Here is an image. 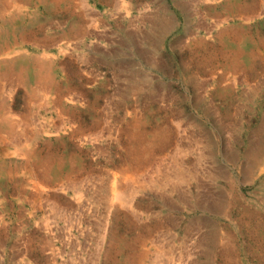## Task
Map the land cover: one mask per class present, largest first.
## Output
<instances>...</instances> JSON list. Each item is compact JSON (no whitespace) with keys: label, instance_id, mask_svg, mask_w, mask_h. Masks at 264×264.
Instances as JSON below:
<instances>
[{"label":"rangeland","instance_id":"374dc122","mask_svg":"<svg viewBox=\"0 0 264 264\" xmlns=\"http://www.w3.org/2000/svg\"><path fill=\"white\" fill-rule=\"evenodd\" d=\"M0 14V264H264V0Z\"/></svg>","mask_w":264,"mask_h":264},{"label":"bare ground","instance_id":"6f19581e","mask_svg":"<svg viewBox=\"0 0 264 264\" xmlns=\"http://www.w3.org/2000/svg\"><path fill=\"white\" fill-rule=\"evenodd\" d=\"M84 3H85V2H84ZM80 6H81V5H80ZM13 10H14V9H13ZM14 12H15V11H14ZM12 13H13V12H12ZM16 13H17V12H16ZM2 14H3V13H2ZM0 15H1V14H0ZM12 15H13V14H12ZM84 18H85V17H84ZM131 24H132V23H131ZM108 43H109V42H108ZM7 51H8V50H7ZM2 52H3V51H2ZM63 52H64V51H63ZM22 55H23V54H22ZM5 56H6V55H5ZM10 56H11V55H10ZM4 58H6V57H4ZM8 60H9V59H8ZM11 60H12V59H11ZM18 62H19V61H18ZM2 63L4 64V61H3ZM2 63H1V64H2ZM3 64H2V66H4ZM8 64H9V63H8ZM11 64H12V63H11ZM11 70H12V69H11ZM11 70H10V71H11ZM1 72H2V71H1ZM17 72H18V71H17ZM46 72H47V71H46ZM25 75H26V74H25ZM35 75H36V74H35ZM20 77H21V76H20ZM24 79H25V78H24ZM3 80H4V79H3ZM5 80H6V79H5ZM14 80H15V79H14ZM22 80H23V79H22ZM10 81H11V80H10ZM112 81H113V80H112ZM22 82H23V81H22ZM6 83H7V82H6ZM9 83H10V82H9ZM1 86H2V85H1ZM45 88H47V87H45ZM8 93H9V92H8ZM1 94H2V93H1ZM3 94H4V93H3ZM4 96H5V95H4ZM8 96H10V95H8ZM66 97H67V96H66ZM9 98H10V97H9ZM66 100H67V99H66ZM4 101H5V100H4ZM66 102H67V101H66ZM9 103H10V102H9ZM67 103H68V102H67ZM69 103H71V102H69ZM72 103H73V102H72ZM72 103H71V104H72ZM2 104H3V103H2ZM5 105H6V104H5ZM8 105L11 107L10 104H8ZM74 105H75V104H74ZM10 107H9V108H10ZM11 108H12V107H11ZM11 108H10V109H11ZM2 109H3V108H2ZM10 109H8V110H10ZM3 110H4V109H3ZM6 110H7V109H6ZM10 112H11V110H10ZM1 113H2V112H1ZM5 113H6V112H5ZM11 114H12V112H11ZM1 115H2V114H1ZM6 116H7V115H6ZM7 117H8V116H7ZM12 118H14V117H13V114H12ZM34 118H35V117H34ZM17 119H18V118H17ZM1 121H2V120H1ZM1 121H0V122H1ZM9 121H10V120H9ZM19 122H20V121H19ZM19 122L14 120V121H12L11 124H9V125H7V126H10L11 129L14 130L16 127H18V123H19ZM9 123H10V122H9ZM83 123H84V122H83ZM2 124H3V122H2ZM4 124H5V123H4ZM4 124H3V126H4ZM20 124H21V123H20ZM20 124H19V125H20ZM93 125H94V124H93ZM104 125H105V124H104ZM1 126H2V125H1ZM20 126H21V125H20ZM22 126H23V125H22ZM6 128H7V127H6ZM84 128H85V127H84ZM8 129H9V127H8ZM70 129H71V128H70ZM89 129H90V128H89ZM9 130H10V129H9ZM17 131H18V130H17ZM8 132H9V131H8ZM13 132H14V131H13ZM97 132H98V131H97ZM2 133H3V132H2ZM9 133H11V132H9ZM17 133H18V132H17ZM87 133H88V132H87ZM11 134H12V133H11ZM85 134H86V133H85ZM12 136H13V134H12ZM83 136L85 137V135H83ZM9 137H10V136H9ZM86 137H88V136H86ZM90 137H91V136H90ZM3 138H4V137H3ZM19 138H20V137H19ZM77 138H78V135H77ZM133 138H134V137H133ZM77 140H78V139H77ZM82 141H83V140H82ZM87 141H88V140H87ZM91 141H92V140H91ZM131 141H132V139H131ZM4 142H5V141H4ZM89 142H90V141H89ZM133 142H135V141H133ZM5 145H6V144H5ZM7 145H8V144H7ZM12 145H13V144H12ZM79 145H80V144H79ZM175 147H176V146H175ZM23 148H24V147H21V148H19V147L14 148V151H15L16 153H18V154L21 153V155H22ZM181 149H182V148H181ZM26 151H27V150H26ZM50 151H51V150H50ZM12 153H13V152H12ZM12 153H11V154H12ZM32 153H33V152H32ZM21 155H20V156H21ZM23 155H24V154H23ZM11 156H12V155H11ZM16 156H17V155H16ZM21 157H22V156H21ZM25 161H26V160H25ZM29 162H30V161H29ZM55 162H56V161H55ZM29 164H30V163H29ZM75 165H76V164H75ZM21 166H23V165H21ZM55 166H56V165H55ZM59 166H60V165H59ZM24 167L26 168L27 166L25 165ZM31 167H32V166H31ZM77 167H78V166H77ZM51 168H52V167H51ZM61 168H62V167H61ZM67 169H68V168H67ZM194 169H195V168H194ZM55 170H56V169H55ZM57 170H58V169H57ZM60 170H61V169H60ZM81 170H82V169H81ZM84 170H85V169H84ZM27 171H28V170H27ZM31 171H32V170H31ZM64 171H65V170H64ZM68 171H69V170H68ZM85 171H86V170H85ZM192 171H193V170H192ZM1 172H2V171H1ZM35 172H36V171H35ZM35 172H34V173H35ZM53 172H54V171H53ZM147 172H149V171H147ZM30 173H31V172H30ZM51 173H52V172H51ZM51 173H50V174H51ZM55 173H56V172H55ZM99 173H100V172H99ZM36 174H37V173H36ZM93 174H94V173H93ZM37 175H38V174H37ZM47 175H48V174H47ZM54 175H55V174H54ZM63 175H65V174H63ZM82 175H83V174H82ZM84 175H85V174H84ZM88 175H89V174H88ZM44 176H45V175H44ZM71 176H73V175L71 174ZM35 177H36V176H35ZM40 177H41V176H40ZM53 177H54V179H55V176H53ZM66 177H67V176H66ZM139 177H140V176H139ZM51 178H52V177H51ZM77 178H78V177H77ZM84 178H86V177H84ZM47 179H48V177H47ZM47 179H46V180H47ZM72 179H73V178H72ZM92 179H93V178H92ZM104 179H105V178H104ZM76 180H77V179H76ZM80 180H81V179H80ZM82 180H83V179H82ZM87 180H88V178H87ZM37 181H38V180H37ZM83 181H84V180H83ZM83 181H82V182H83ZM149 181H150V180H149ZM52 182H53V180H52ZM70 182H71V181H70ZM73 182H74V181H73ZM90 182H92V181H90ZM100 182H101V181H100ZM100 182H97V184L100 183ZM53 183H54V182H53ZM71 183H72V182H71ZM74 183H75V182H74ZM79 183L81 184V186H84V185H82L81 181H80ZM30 184H31V183H30ZM48 184H50V183H48ZM48 184H47V185H48ZM93 184H94V183H93ZM35 185H37V184H35ZM40 185H42V184H40ZM45 185H46V184H45ZM45 185H44V186H45ZM66 185H67V183H66ZM68 185H69V184H68ZM95 185H96V184H95ZM73 186H75V185H72V187H71V186H70V187L73 188ZM77 186H78V185H77ZM77 186H76V187H77ZM79 186H80V185H79ZM123 186H124V185H123ZM123 186H122V187H123ZM35 187H37V188L40 189V190L42 189L41 186H39V184H38L37 186H35ZM54 187H55V186H54ZM88 187H89V184H88ZM90 187H91V186H90ZM58 188H59V187H58ZM120 188H121V187H120ZM49 189H50V188H49ZM51 189H52V188H51ZM56 189H57V188H56ZM73 189H75V188H73ZM77 189H78V188H77ZM82 189H84V187H82ZM89 189H90V188H89ZM93 189H94V188H93ZM64 190H65V189H64ZM125 190L127 191V190H129V189L127 188V189H125ZM125 190L123 189V191L120 192L121 195H120V198H119V199H120V202H121L123 205H127V206H129L128 203L131 204V198H130L131 196H130V197L127 196V198L125 199V196H126V194H125V193H126ZM41 191H43V190H41ZM41 191H40V192H41ZM45 191H46V190H45ZM55 191H56V190H55ZM73 191H74V190H73ZM73 191H72V192H73ZM75 191H76V189H75ZM85 191H86V190H85ZM85 191H84V192H85ZM95 191H96V190H95ZM127 192H128V191H127ZM45 193H46V192H45ZM76 193H77V192H76ZM76 193H75V194H76ZM78 193H79V192H78ZM85 193H86V192H85ZM46 194H47V193H46ZM124 194H125V195H124ZM76 195H77V194H76ZM101 195H102V194H101ZM38 196H39V195H38ZM78 196H79V195H78ZM97 196H98V195H97ZM79 197H80V196H79ZM79 197H78V198H79ZM68 198H69V197H68ZM71 198H73V197H71ZM71 198H70V199H71ZM80 198H81V197H80ZM80 198H79V199H80ZM66 199H67V198H66ZM76 199H77V198H76ZM115 199H116V198H115ZM54 201H55V200H54ZM78 201H79V200H78ZM76 202H77V201H76ZM57 203H58V202H57ZM63 203H64V202H63ZM63 203H61L60 205H62ZM111 204H112V203H111ZM64 206H65V205H64ZM56 207H57V206H56ZM56 207H55V209H56ZM58 207H59V205H58ZM77 207H78V206H77ZM111 207H112V206H111ZM48 208H49V207H48ZM59 208H60V207H59ZM62 208L64 209V207H62ZM80 208H81V206H80ZM113 208H114V206H113ZM113 208H112V211H113ZM57 209H58V208H57ZM130 209H131V208H130ZM60 210H62V209L60 208ZM77 210L79 211V209H77ZM115 210H116V209H115ZM80 211H81V210H80ZM59 212H60V211H59ZM114 212H115V211H114ZM116 212H118V211H116ZM70 213H71V212H70ZM112 213H113V212H112ZM129 213H130V212H129ZM110 215H111V214H110ZM112 216H113V215H112ZM135 216H136V215H135ZM80 217H81V216H80ZM57 218H58V217H57ZM110 218H111V217H110ZM137 219H138V218H137ZM82 220H84V219L82 218ZM79 221H80V220H79ZM116 221H117V220H116ZM76 222H77V221H74V223H76ZM111 222H112V221H111ZM82 223H84V222H82ZM68 224H69V223H68ZM78 225H79V224H78ZM84 225H85V224H84ZM109 225H110V224H109ZM113 225H115V224H113ZM76 226H77V225H76ZM79 226H80V225H79ZM105 226H107V225H105ZM38 228H39V227H38ZM115 228H116V226H115ZM107 229H109V228H107ZM111 229H113V228H111ZM105 230H106V229H105ZM119 230H120V229H119ZM49 231H50V230H49ZM107 232H109V231H107ZM51 233H52V232H51ZM117 233H118V232H117ZM51 235H52V234H51ZM82 236H83V235H82ZM61 237H62V236H61ZM101 237H102L101 239L104 240L105 236H101ZM117 237H118V236H117ZM64 239H65V238H64ZM110 239H111V237H110ZM112 239H113V237H112ZM114 239H116V238H114ZM24 241H25V240H24ZM108 241H109V240H108ZM120 242H121V241H120ZM113 243H114V242H113ZM115 243H116V242H115ZM134 243H136V242H134ZM73 244H74V243H73ZM110 244H111V243H110ZM98 246L100 247V245H98ZM102 246H103V245H101V248H102ZM113 248H114V247H113ZM115 249H116V248H115ZM115 249H114V251H115ZM141 251H142V250H141ZM99 252H100V250H99ZM74 255H75V254H74ZM184 255H185V254H184ZM159 256H160V258H162L161 255H159ZM176 256H177V255H176ZM111 257H112V256H111ZM177 257H178V256H177ZM180 257H181V256H180ZM112 258H113V257H112ZM158 258H159V257H158ZM181 258H182V257H181ZM181 258H179V259L181 260ZM67 259H68V258H67ZM158 260H159V259H158ZM158 260L156 259L155 262H158ZM163 261H164V260H163ZM183 261H184V259H183ZM180 262H181V261H180ZM184 262H185V261H184ZM108 263H110V262H108ZM159 263H160V261H159ZM162 263H163V262H162ZM52 264H53V263H52ZM164 264H166L165 261H164ZM167 264H168V261H167ZM184 264H186V263H184Z\"/></svg>","mask_w":264,"mask_h":264}]
</instances>
